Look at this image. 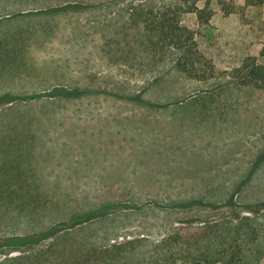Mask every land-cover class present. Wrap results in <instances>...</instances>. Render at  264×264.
<instances>
[{"label": "rangeland", "instance_id": "1", "mask_svg": "<svg viewBox=\"0 0 264 264\" xmlns=\"http://www.w3.org/2000/svg\"><path fill=\"white\" fill-rule=\"evenodd\" d=\"M171 1L0 0V39L22 30L14 57L0 46V101L14 99L0 104V243L65 223L0 246V264L125 240L134 262L180 235L161 264H203L204 239L213 256L239 235L248 250L235 264H264L249 248L261 229L264 245V91L237 76L264 47V5L240 17L213 4L206 26L185 14L215 64L205 81L179 71L146 22Z\"/></svg>", "mask_w": 264, "mask_h": 264}, {"label": "trees", "instance_id": "2", "mask_svg": "<svg viewBox=\"0 0 264 264\" xmlns=\"http://www.w3.org/2000/svg\"><path fill=\"white\" fill-rule=\"evenodd\" d=\"M198 2L199 0H178L176 2L171 1L159 8H149L146 10L145 19L156 31L159 40L165 41L168 46H172L179 52L175 59L176 68L191 77L206 81L214 78L216 74L215 64L201 52L197 38V30L183 23L185 14L190 12L197 13L199 22L201 24L203 23V26H206L211 23L216 15L214 5H217L226 16L237 14L240 17H244L248 9L263 6L264 0H206L203 7H200ZM21 33L22 30L17 32L12 31L7 33V36L3 37L4 39H0V46H8L7 48L10 49L8 54L12 55L9 58L14 57L16 50L20 51V49H17V46L22 43ZM26 33L28 31L24 32V34ZM17 35L18 39L16 37ZM260 56H264V47L257 54L252 51L248 52L242 59V67L238 69L237 76L240 77L242 85L252 86L256 89H263L264 91V62L259 61ZM13 101L14 99L11 97L5 102ZM5 102L0 101V104ZM9 181H11L10 178ZM76 223H81V221H76ZM64 224L58 223L50 229L36 235L6 237L5 241L0 243V246H24L28 243L42 241L58 233L60 230H64ZM261 230H257L256 234L250 237L251 244L249 248L250 250L254 249L256 260L264 256ZM212 238L207 237V239H204L203 245L206 244L207 247L211 246ZM182 239L183 236L181 235L172 236L166 241L167 249L165 250V254L161 253L160 255L149 258H140L134 262L130 260L132 255L135 256L137 244L135 241L129 240L121 241L112 247H106L100 251L87 250L82 255V258H78V255H74L72 251L69 256H66L68 249L63 246L59 247V256L57 257L58 262H62L63 264H161L168 260L167 254L169 253V248H172L178 242H184ZM221 242L222 247L218 251H215L213 256L208 253V248H205L207 251L205 250V253L203 252V264H216L218 262L235 264L236 262L240 263L243 261L244 253L247 252L248 248L244 245L240 235L237 240L229 241V239L223 238ZM230 248H232V251H230ZM52 252H54L52 248H48L47 251L40 249L36 254H31L30 256L35 262L47 261L50 260L49 258Z\"/></svg>", "mask_w": 264, "mask_h": 264}, {"label": "crops", "instance_id": "3", "mask_svg": "<svg viewBox=\"0 0 264 264\" xmlns=\"http://www.w3.org/2000/svg\"><path fill=\"white\" fill-rule=\"evenodd\" d=\"M29 162H30V159H29ZM52 255H55V259L54 260H51V256ZM51 256H50V260H47V261H41V262H35L33 261V263H30V264H63L62 262H58L57 261V252L53 254V252L51 253Z\"/></svg>", "mask_w": 264, "mask_h": 264}]
</instances>
